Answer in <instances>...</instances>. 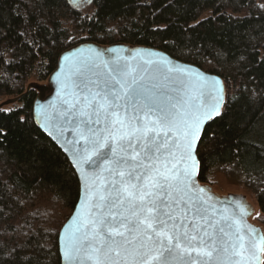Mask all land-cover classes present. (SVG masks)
Wrapping results in <instances>:
<instances>
[{"label":"trees","instance_id":"1","mask_svg":"<svg viewBox=\"0 0 264 264\" xmlns=\"http://www.w3.org/2000/svg\"><path fill=\"white\" fill-rule=\"evenodd\" d=\"M85 42L152 48L222 79L225 104L200 139L198 180L222 172L264 222V0H0V106L17 100L0 107V264H61L58 235L80 185L35 125L37 90L27 88Z\"/></svg>","mask_w":264,"mask_h":264},{"label":"snow or ice","instance_id":"2","mask_svg":"<svg viewBox=\"0 0 264 264\" xmlns=\"http://www.w3.org/2000/svg\"><path fill=\"white\" fill-rule=\"evenodd\" d=\"M147 71L81 61L60 81L67 99L46 119L74 134L68 142L94 178L89 218L69 237L68 259L87 250L95 264H239L246 246L231 231L236 221L194 195L191 173L180 167L201 115L219 114L218 96L210 103L205 88L179 96L183 85L158 86ZM261 243L252 235L248 247Z\"/></svg>","mask_w":264,"mask_h":264},{"label":"water","instance_id":"3","mask_svg":"<svg viewBox=\"0 0 264 264\" xmlns=\"http://www.w3.org/2000/svg\"><path fill=\"white\" fill-rule=\"evenodd\" d=\"M82 0H70L73 4H79ZM97 54H100L99 57ZM94 63L101 66L104 61L127 62L131 65L143 66L148 69L146 73L147 80L158 86L168 88L184 87L178 93L179 96L187 98L189 95L198 94L194 89L205 88L210 103H216L217 96L219 99L218 113L213 116L201 115L199 130L196 138L191 142V148L187 149L183 163L180 164L182 169H186L191 173L194 184L192 192L200 199L212 205L214 209L224 217H230L229 223L236 221L231 229L232 233L240 234L245 237V250L242 256L235 257L239 264H262L264 254V243H261L258 249L249 248L248 240L252 235L258 234L264 237L261 227L250 222L254 215V208L247 201L246 197L239 194H229L226 196H218L213 193L209 185L201 184L198 180L199 162L197 159V148L202 137L204 128L211 121L216 119L225 104V86L221 78L218 76L203 72L195 66L188 65L174 60L164 52L147 47H132L124 44H114L103 47L93 42H85L78 44L63 53L58 58L57 66L50 74L46 84L30 85V88L37 90V96L33 104V121L37 128L54 143L57 148L66 156L72 166L80 185L79 198L73 210V213L62 226L58 235V251L61 264H95L94 258H90L87 250L73 257L72 260L67 256V241L70 236L77 233V227L80 222L89 218L90 206L93 196L88 192L90 185L93 183V174L87 165L80 163L75 157V147L69 140L74 138L71 132H61L59 121L46 119L53 117L62 101L67 99L60 81L65 78L68 66L75 62ZM17 100H8L0 107H5L15 103ZM67 138V139H66ZM79 139L78 137H75ZM82 142V141H81ZM177 161L179 162V153H177ZM203 189L204 191H200ZM240 205L245 209L243 218L240 219ZM235 213V216L232 214ZM220 219V215L216 217ZM251 230H255L253 233ZM83 231V229H81ZM91 240V237H88Z\"/></svg>","mask_w":264,"mask_h":264},{"label":"rangeland","instance_id":"4","mask_svg":"<svg viewBox=\"0 0 264 264\" xmlns=\"http://www.w3.org/2000/svg\"><path fill=\"white\" fill-rule=\"evenodd\" d=\"M86 0L81 1V7L82 4H84ZM46 84V83H45ZM42 85V84H39ZM8 100V99H7ZM6 102V100H5ZM13 106V105H12ZM12 106H8L6 109L12 108ZM212 188V191L214 194L218 196H226L229 194H239L246 197L247 201L252 205L254 208V215L251 217L250 222L256 226L261 227L263 234H264V222H263V216L260 214L256 201L254 197L246 192L241 187H238L236 185H232L225 175L222 172H217L214 174L213 182L209 185Z\"/></svg>","mask_w":264,"mask_h":264}]
</instances>
